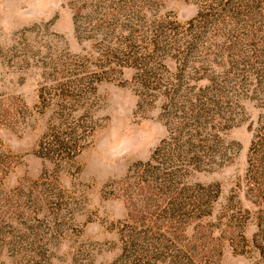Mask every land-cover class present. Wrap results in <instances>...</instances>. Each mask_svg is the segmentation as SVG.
Wrapping results in <instances>:
<instances>
[{"label":"rangeland","instance_id":"374dc122","mask_svg":"<svg viewBox=\"0 0 264 264\" xmlns=\"http://www.w3.org/2000/svg\"><path fill=\"white\" fill-rule=\"evenodd\" d=\"M0 264H264V0H0Z\"/></svg>","mask_w":264,"mask_h":264}]
</instances>
